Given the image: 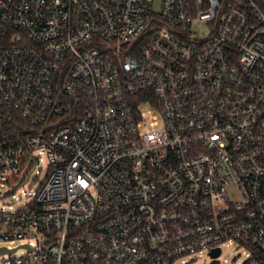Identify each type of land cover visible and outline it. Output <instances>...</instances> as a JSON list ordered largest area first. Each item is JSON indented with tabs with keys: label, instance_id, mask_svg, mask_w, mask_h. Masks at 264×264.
I'll use <instances>...</instances> for the list:
<instances>
[{
	"label": "built area",
	"instance_id": "obj_1",
	"mask_svg": "<svg viewBox=\"0 0 264 264\" xmlns=\"http://www.w3.org/2000/svg\"><path fill=\"white\" fill-rule=\"evenodd\" d=\"M40 154L0 264H264V0H0L8 194Z\"/></svg>",
	"mask_w": 264,
	"mask_h": 264
},
{
	"label": "rangeland",
	"instance_id": "obj_2",
	"mask_svg": "<svg viewBox=\"0 0 264 264\" xmlns=\"http://www.w3.org/2000/svg\"><path fill=\"white\" fill-rule=\"evenodd\" d=\"M39 158L42 160L39 166L31 174L30 179L22 186H20L13 194H8L11 190L8 185H1L0 183V211L11 212L18 210L27 198L33 197L34 193L38 191L40 185L44 181L48 172V160L44 154H40ZM22 243L17 241L13 245L9 243L0 242V246L17 247ZM17 256L23 254V250H19ZM246 259V252L241 247L228 245L223 247L221 256V264H241ZM174 264H210V259L207 253L202 255L189 256L183 259L176 260Z\"/></svg>",
	"mask_w": 264,
	"mask_h": 264
},
{
	"label": "water",
	"instance_id": "obj_3",
	"mask_svg": "<svg viewBox=\"0 0 264 264\" xmlns=\"http://www.w3.org/2000/svg\"><path fill=\"white\" fill-rule=\"evenodd\" d=\"M156 7H157V9L159 11L160 10V2L157 3ZM15 251L16 250H8L7 248H0V255L6 254V253L7 254H11V253H13ZM220 254H221L220 250H217V251L214 252L213 257L214 258H218L220 256ZM212 264H219V261L218 260H214L212 262Z\"/></svg>",
	"mask_w": 264,
	"mask_h": 264
}]
</instances>
